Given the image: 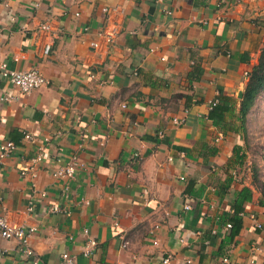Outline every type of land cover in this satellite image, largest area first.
<instances>
[{
  "label": "crops",
  "instance_id": "obj_1",
  "mask_svg": "<svg viewBox=\"0 0 264 264\" xmlns=\"http://www.w3.org/2000/svg\"><path fill=\"white\" fill-rule=\"evenodd\" d=\"M263 43L264 0H0V63L48 81L23 94L0 75V141L16 147L0 160V207L35 229L38 264L64 253L75 264H264V90L237 120ZM218 100L230 111L211 121ZM26 134L47 140L44 199L18 173L36 155ZM72 158V178L51 177ZM83 230L97 242L89 258ZM33 259L0 239V264Z\"/></svg>",
  "mask_w": 264,
  "mask_h": 264
},
{
  "label": "built area",
  "instance_id": "obj_2",
  "mask_svg": "<svg viewBox=\"0 0 264 264\" xmlns=\"http://www.w3.org/2000/svg\"><path fill=\"white\" fill-rule=\"evenodd\" d=\"M243 1V0H239ZM103 11H107L103 9ZM77 16V14H74ZM41 31H48L49 26L44 23L39 26ZM115 35V30L110 29L107 32L102 33V37L106 43L111 42ZM89 46L92 48H97V44L94 42H90ZM43 53L46 55L48 53V46H45L43 49ZM0 75L7 79L12 87L16 88L19 92L26 94L32 90H35L39 87L45 86L48 84V81L36 70H28V71H10L6 68V63H0ZM216 101H211L208 104L207 109L210 110ZM124 107V106H122ZM183 114H186V111L183 110ZM172 123L174 125H181L184 123V118H172ZM160 136V134H158ZM23 139L30 144H34L36 148V155L33 157L21 160L18 167V173L21 177H27L29 181V187L31 194L33 196H37L41 199L46 197V193L40 189H38L36 185V178L38 175V171L42 167L43 162V151L44 145L46 143V139H43L40 142H36L30 135H24ZM15 145L9 141H0V160L10 156L14 150ZM80 166L76 162L74 158H72L69 162H67L64 166H58L51 169L50 175L54 179L64 180L70 179L73 177L75 170ZM31 204L27 206V211H31ZM49 214H58L61 213L62 210L57 205H50L47 209ZM3 212V209L0 207V239L1 240H12L17 244L18 250L25 257H33L34 259L31 261V264H38V259L35 258L34 252L29 247L28 239L30 235L35 231L33 227L26 226L23 223H15L9 221ZM116 225V224H114ZM257 229H260L261 226L259 224L254 225ZM226 228H229L230 225L226 224ZM83 235L85 237L83 243V249L81 252V256L83 258H89L92 256L97 242L90 237L85 230H83ZM126 242L122 243V248H126ZM153 245L156 243L153 242ZM60 264H75L73 257L64 253L60 255ZM162 264H169L168 257L162 260ZM247 264H252L251 262Z\"/></svg>",
  "mask_w": 264,
  "mask_h": 264
},
{
  "label": "trees",
  "instance_id": "obj_3",
  "mask_svg": "<svg viewBox=\"0 0 264 264\" xmlns=\"http://www.w3.org/2000/svg\"><path fill=\"white\" fill-rule=\"evenodd\" d=\"M264 90V43L259 51L257 61L253 64L247 74V81L245 83L241 99L239 101V109L237 113V120L240 123L244 122V117L253 105L256 96ZM230 111V108L225 106L224 103H220L219 100L216 104L209 110L208 119L211 121H222L223 115ZM239 158L235 162L239 161ZM252 180L256 179V172L252 173ZM236 199L232 205L233 217L232 225H230L231 230L229 231V238L236 234L237 227L239 225V220L237 219V214L241 212L242 204L247 202L250 197V191L246 187H242L239 191L235 193Z\"/></svg>",
  "mask_w": 264,
  "mask_h": 264
},
{
  "label": "water",
  "instance_id": "obj_4",
  "mask_svg": "<svg viewBox=\"0 0 264 264\" xmlns=\"http://www.w3.org/2000/svg\"><path fill=\"white\" fill-rule=\"evenodd\" d=\"M238 97H240V94L238 95Z\"/></svg>",
  "mask_w": 264,
  "mask_h": 264
}]
</instances>
